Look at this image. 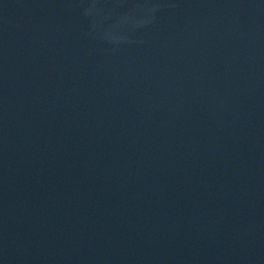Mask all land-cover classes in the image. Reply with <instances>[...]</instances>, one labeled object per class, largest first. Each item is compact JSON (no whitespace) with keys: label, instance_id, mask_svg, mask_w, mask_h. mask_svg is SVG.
I'll list each match as a JSON object with an SVG mask.
<instances>
[{"label":"water","instance_id":"water-1","mask_svg":"<svg viewBox=\"0 0 264 264\" xmlns=\"http://www.w3.org/2000/svg\"><path fill=\"white\" fill-rule=\"evenodd\" d=\"M0 264H264V0H0Z\"/></svg>","mask_w":264,"mask_h":264}]
</instances>
